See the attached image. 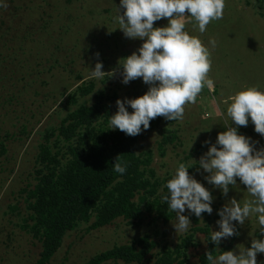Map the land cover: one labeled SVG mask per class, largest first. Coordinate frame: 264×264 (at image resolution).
I'll return each mask as SVG.
<instances>
[{
	"label": "rangeland",
	"instance_id": "1",
	"mask_svg": "<svg viewBox=\"0 0 264 264\" xmlns=\"http://www.w3.org/2000/svg\"><path fill=\"white\" fill-rule=\"evenodd\" d=\"M122 12L119 0H0V264H35L40 257L41 236L34 231L30 194L43 173L83 154L88 142L81 140L83 125L70 139L60 134L63 120L80 106H97L102 115L92 127L96 133L109 132L117 98H134L149 87L140 78L127 85L121 82L120 63L142 44L139 38L124 36L118 23ZM184 19L185 30L208 48L211 67L195 103L184 106L182 120L158 116L154 127L138 137L137 152H148L150 157L142 168L160 182L156 193L135 195L141 210L138 219L121 216L97 228L91 227L94 218L79 222L45 264H84L108 248L145 234L155 244L146 261L103 264H159L162 249L171 251L175 264H199L208 247L206 231L218 230L217 209L233 198L241 204L251 199L238 178L228 195H222L207 183L208 173L197 162L207 151L205 141L214 143L226 125L235 126L227 115L234 94L249 86L264 91V0H225L222 18L212 20L203 33L194 18ZM167 23L165 18L154 27ZM213 40L215 46L210 43ZM97 52L107 73L103 79L90 75ZM237 127L253 143L259 142L258 147L264 146V137L254 131L251 121ZM42 149L47 150V158ZM180 163L192 165L189 173L214 198L211 215L197 218L184 213L191 221L184 233L175 232V213L160 199ZM154 200L161 207H147V201ZM237 227L239 234L216 244L217 252H238L249 247L252 239L261 238L256 215ZM256 258L264 264V254L257 253Z\"/></svg>",
	"mask_w": 264,
	"mask_h": 264
},
{
	"label": "clouds",
	"instance_id": "2",
	"mask_svg": "<svg viewBox=\"0 0 264 264\" xmlns=\"http://www.w3.org/2000/svg\"><path fill=\"white\" fill-rule=\"evenodd\" d=\"M224 7L225 0H119V8L123 9L118 14L119 28L125 37L142 40L137 51L120 63L121 82L127 85L140 78L149 87L134 98H117L108 129L137 136L158 116L169 121L183 119L184 106L195 103L211 67L208 48L185 30L184 17L194 18L203 33L212 20L222 18ZM165 18L167 25L154 27L156 21ZM210 43L215 46L214 40ZM95 56L90 75L103 79L107 73L103 71L99 53ZM227 115L235 126L226 125L214 143L205 141L207 151L196 162L208 173L207 183L218 188L222 195H228L229 187L237 185L238 178L251 199L241 204L233 198L217 209L218 230L212 231L209 239L218 245L238 235L237 226L244 225L253 215L261 238L252 239L249 247H242L238 252L222 251L215 258L208 254L207 259L211 264H258L257 253L264 254V146L258 147L259 142L253 143L250 137L240 134L237 126L246 127L251 121L254 131L264 137V91L255 86L241 89L232 97ZM112 164L116 173H126V161L116 157ZM191 166L178 164L166 182L167 192L160 194L161 201L175 213L176 233L187 232L191 225L189 215L184 213L200 218L204 213L213 212V195L189 173Z\"/></svg>",
	"mask_w": 264,
	"mask_h": 264
},
{
	"label": "trees",
	"instance_id": "3",
	"mask_svg": "<svg viewBox=\"0 0 264 264\" xmlns=\"http://www.w3.org/2000/svg\"><path fill=\"white\" fill-rule=\"evenodd\" d=\"M101 113L97 106H80L63 120L59 132L66 139L77 135L82 125L85 127L81 140L85 138L88 142L83 154H75L58 170L49 168L47 173L40 176L30 194L33 198L30 209L34 216V231L41 236L42 245L40 257L35 264L47 263L60 247L67 231L79 222H88L94 218L91 227L97 228L121 216L138 219L141 210L134 202L135 195L139 192L153 195L156 193V186L160 184L157 178L152 179L153 172L149 177L142 168L146 158L150 157L148 152H137L136 145L141 133L128 136L118 129L96 133L97 130L92 125L100 118ZM154 125L153 119L147 130H151ZM42 153L48 157L47 150L42 149ZM116 157L127 162V171L123 175L113 170L112 163ZM146 204L147 207H161L158 200L147 201ZM210 235L206 231L208 247L200 255L199 264H211L207 255L215 258L224 251H216V244L209 239ZM154 245L145 234L131 243L108 248L84 264H103L110 260L140 263L147 260ZM170 256L172 253L169 249H162L158 263L175 264V258Z\"/></svg>",
	"mask_w": 264,
	"mask_h": 264
}]
</instances>
